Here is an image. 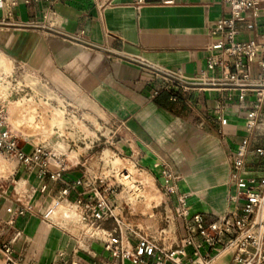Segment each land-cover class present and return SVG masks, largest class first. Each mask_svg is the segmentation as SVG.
<instances>
[{
	"label": "crops",
	"instance_id": "1",
	"mask_svg": "<svg viewBox=\"0 0 264 264\" xmlns=\"http://www.w3.org/2000/svg\"><path fill=\"white\" fill-rule=\"evenodd\" d=\"M228 15L223 0H4L0 55L11 64H22L64 106L74 107L84 133L76 144L71 142L75 133L68 131L72 126H65L61 135L43 138L15 126L9 111L25 151L44 143L65 152L69 161L62 179L52 180L40 175L37 167L27 170L15 160L0 158V240L12 241L13 256L22 264H133L111 257L104 243L74 233L70 225L61 226V215L54 217L60 225L29 213L7 222L21 203L43 212L68 183L86 170L96 173L100 151L109 161L120 160L146 173L159 196L158 201L149 200L145 212L144 199L132 201L123 243H137L136 229L156 235L163 229L164 245L174 247L184 227L175 216L177 194H186L190 213H201L206 222L231 207L230 153L245 135V109L239 108V89L198 82L206 68L210 30ZM242 15L238 37L264 42V0L257 16L249 9ZM260 57L250 63L251 79L260 73L264 77ZM208 75L220 76L221 70ZM245 95L248 104L253 94ZM216 108L226 118L225 125L217 119ZM92 136L100 138L93 146ZM257 147H264V108L241 176L264 175V157L256 153ZM160 162L178 175L172 195L162 189ZM75 196L71 192L67 199ZM128 198L122 192L116 203ZM100 226L115 230L111 218L100 221ZM17 231L20 234L14 238ZM203 251L188 247L184 261L196 264ZM144 259L157 264L153 258ZM214 264L235 263L225 253Z\"/></svg>",
	"mask_w": 264,
	"mask_h": 264
},
{
	"label": "built area",
	"instance_id": "2",
	"mask_svg": "<svg viewBox=\"0 0 264 264\" xmlns=\"http://www.w3.org/2000/svg\"><path fill=\"white\" fill-rule=\"evenodd\" d=\"M228 5L229 15L219 19L209 33V41L206 45V68L201 71L198 82L210 86H228L239 89V108L245 109L244 130L238 146L230 153V182L233 192L229 194L230 208L221 214L215 215L208 222L199 213H190L186 194H177V206L175 216L184 223L183 232L177 237L174 247H167L163 240L164 230L159 229L158 235L145 233L136 229L137 243L133 246L123 243V227L130 228L126 216L131 212L132 201L144 199V193L148 184L126 166L120 167L116 162L103 157L100 151V167L96 173L86 170L85 173L68 183L53 199L43 212L36 210L30 203H21L9 217V223H13L19 216L26 213L39 215L43 220L53 224L54 217H63L61 226L73 227V232L87 235L89 239H95L104 243L106 251L111 257H120L133 264H148L144 257L153 258L157 264L168 261L171 264H188L184 261L188 247L192 246L198 254L196 264H214L223 254L230 253L235 264H262L264 262V175L241 176L246 165L249 153V145L252 134L256 128L259 116L264 108V77L260 73L255 79L250 76V63L260 55L258 65L264 71V42L259 43L254 39L243 40L238 37L239 28L243 25V11L249 9L253 16H257L260 0H223ZM4 0H0L2 10ZM37 25L29 23L28 25ZM45 27V25H41ZM247 23V28H252ZM48 27L49 24H48ZM221 70L220 76L208 75L215 69ZM19 70L25 71L22 64H12L8 73L0 72V158L15 160L27 170L38 168L40 175H48L52 180L62 179L63 173L69 167V161L65 152L59 151L44 143L33 144L31 152L25 151L19 144L20 136L12 128L10 122V107L12 103L19 102L23 98L34 97L31 88L25 90L17 85L14 79ZM11 84V85H9ZM250 91L253 99L246 104L245 93ZM65 114L73 118L77 110L65 105ZM217 119L221 125L227 120L222 116L220 108H216ZM39 114H37V117ZM74 126V127H73ZM68 128L74 132V144L83 131L76 125ZM54 132L61 135L57 126ZM79 136V137H78ZM91 146L100 142V138L92 136ZM256 153L264 157V147H257ZM162 189L172 195L176 192L174 183L178 175L166 162L158 164ZM0 178H2L0 176ZM82 186L81 191L77 187ZM71 192H76L74 199H67ZM128 195L127 202L122 200L116 203L120 193ZM68 206L67 217L62 214L61 207ZM66 214V213H65ZM111 218L115 224V230L120 234L115 235V230L110 231L100 226V221ZM20 233L17 231L16 238ZM199 238V241L196 240ZM0 264H22L13 256L12 241L0 240Z\"/></svg>",
	"mask_w": 264,
	"mask_h": 264
},
{
	"label": "rangeland",
	"instance_id": "3",
	"mask_svg": "<svg viewBox=\"0 0 264 264\" xmlns=\"http://www.w3.org/2000/svg\"><path fill=\"white\" fill-rule=\"evenodd\" d=\"M11 69L12 64L0 55V72L8 73L11 71ZM14 79L16 80V82L13 83L20 85V88H24L25 90L31 88L32 92H34L35 94L34 97L30 99L23 98V100L11 104L10 111L13 113L12 122L15 126L25 127L27 129V132L42 134L43 138H45L47 136L57 135V132H54V126L59 127L60 131L62 132L64 131L65 126L81 125V123L76 117L70 119L65 114L66 112L63 103L60 99H58L51 93L48 85L45 84L44 81H42V84H44L42 86L39 84L37 79L30 76L27 71L22 70H19L15 73ZM57 110L61 111V115L60 113L54 114V112H57ZM20 112L24 114V120ZM37 114H39L38 117ZM116 163L120 167L126 166L130 171H132L136 175L138 174L131 165H126L120 160H117ZM140 177L148 184V188L144 193V201L141 202V209L145 212L150 209L151 201H158L159 196L153 190L149 177L146 175V173L142 172L140 174ZM151 198L152 200L149 203V200ZM67 209L68 206H62V214L67 216Z\"/></svg>",
	"mask_w": 264,
	"mask_h": 264
},
{
	"label": "bare ground",
	"instance_id": "4",
	"mask_svg": "<svg viewBox=\"0 0 264 264\" xmlns=\"http://www.w3.org/2000/svg\"><path fill=\"white\" fill-rule=\"evenodd\" d=\"M58 112H59V111H58ZM55 113H56V112H55ZM55 113H54V114H55ZM60 115H61V114H60ZM60 115H59V116H60ZM59 116H58V117H59ZM52 118H53V117H52ZM51 120H52V119H51ZM53 121H54V120H53ZM58 121H59V120H58ZM58 121H57V122H58Z\"/></svg>",
	"mask_w": 264,
	"mask_h": 264
}]
</instances>
